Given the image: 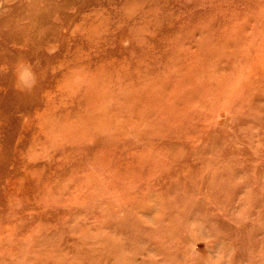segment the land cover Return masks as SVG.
I'll return each instance as SVG.
<instances>
[{"label": "rangeland", "instance_id": "374dc122", "mask_svg": "<svg viewBox=\"0 0 264 264\" xmlns=\"http://www.w3.org/2000/svg\"><path fill=\"white\" fill-rule=\"evenodd\" d=\"M263 4L0 0V264H264Z\"/></svg>", "mask_w": 264, "mask_h": 264}, {"label": "bare ground", "instance_id": "6f19581e", "mask_svg": "<svg viewBox=\"0 0 264 264\" xmlns=\"http://www.w3.org/2000/svg\"><path fill=\"white\" fill-rule=\"evenodd\" d=\"M253 1H254V0H253ZM263 5H264V4H263ZM21 62H22V61H21ZM23 62H28V61H23ZM33 64H34V63H33ZM29 65H30V64H29ZM17 67H19V65H18ZM17 67H16V69H17ZM17 71H18V70H17ZM14 75H15V74H13V76H14ZM15 79H16V77H15ZM15 79H14V80H15ZM19 80H20V79H19ZM15 82H16V81H15ZM9 83H10V81H9ZM15 84H16V83H15ZM16 85H17V84H16ZM10 86H11V85H10ZM2 87H3V86H2ZM3 88H4V87H3ZM19 88H20V87H19ZM22 88H23V87H22ZM20 89H21V88H20ZM17 90H18V89H16V91H17ZM3 91H4V90H3ZM11 92H14V91L12 90ZM11 92H10V94H11ZM25 92H27V91H25ZM19 93H21V92H19ZM4 94H5V93H4ZM10 94H9V95H10ZM12 94H13V93H12ZM5 95H6V94H5ZM13 95H14V94H13ZM13 95H12V96H13ZM0 96H1V95H0ZM2 97H4V96H2ZM7 97H8V96H7ZM9 97H10V96H9ZM9 99H12V97L9 98ZM15 99H16V98H15ZM23 99H24V98H23ZM0 100H2V99H0ZM3 100H5V99L3 98ZM5 101H7V100H5ZM9 101H11V100H9ZM13 101H14V97H13ZM23 101H24V100H23ZM1 102H2V101H1ZM7 102H8V101H7ZM7 102L5 103V105H7ZM3 103H4V102H3ZM8 103H9V102H8ZM13 103L16 104V100H15ZM17 103H18V102H17ZM0 104H1V103H0ZM20 105H21V104H20ZM0 106H1V105H0ZM2 106H3V105H2ZM15 106H16V105H15ZM18 106H19V105H18ZM3 107H4V106H3ZM5 107H6V106H5ZM5 107H4V108H5ZM10 107H11V106H10ZM19 107H21V106H19ZM0 108L2 109V107H0ZM7 108H8V107H7ZM23 108H24V107H23ZM1 109H0V110H1ZM5 109H6V108H5ZM21 109H22V108H21ZM11 110H12V109H11ZM15 110H16V109H15ZM24 110H25V109H24ZM4 111H5V110L2 109V113H3ZM7 111H8V110H6L5 113H6ZM12 111H13V110H12ZM20 111H21V110H20ZM25 111H26V110H25ZM0 113H1V112H0ZM5 113L2 114V115H3V118H4L5 115H7V114H5ZM10 113H11V112H10ZM16 114H17V113H16ZM2 115H0V116H2ZM14 115H15V114H14ZM17 115H18V114H17ZM19 115H20V114H19ZM0 118H1V117H0ZM8 118H9V117H7V120L9 121L10 119H8ZM13 118H14V117H13ZM15 119H16V118H15ZM7 120H6V121H7ZM15 121H16V120H15ZM20 121H21V120H20ZM10 122H12V123H11V125H12V124H13V121H10ZM5 123H6V122H5ZM8 123H9V122H8ZM6 124H7V123H6ZM4 125H5V124H4ZM7 125H8V124H7ZM3 127H4V126H3ZM9 127H10V125H9ZM9 127H8V128H9ZM5 129H7V126H6ZM1 130H2V128H1ZM1 130H0V131H1ZM5 131H6V130H5ZM0 133H1V132H0ZM6 133H7V132H6ZM5 137H9V136H5ZM2 139H3V142H4V138H2ZM9 139H10V138H9ZM9 139H7V140L9 141ZM11 139H12V138H11ZM11 139H10V141H11ZM6 142H7V141H6ZM0 143H1V142H0ZM3 144H4V143H3ZM6 144H7V143H6ZM7 145H10V143L7 144ZM7 145H6V146H7ZM11 146H12V145H10L9 149L12 148ZM4 148H6V147H4ZM4 151H5V150H4ZM6 151H8V150H6ZM8 152H9V151H8ZM3 154H4V153H3ZM3 154H2V155H3ZM11 154H12V153H11ZM6 155H8V153H7ZM8 156H9V158H10V155H8ZM13 156H15V155L13 154ZM2 157H4V156H2ZM0 159H1V157H0ZM6 159L8 160L7 156H6ZM12 159H13V158H12ZM4 160H5V159H4ZM13 160H14V159H13ZM0 162H1V161H0ZM8 162H9V161H8ZM14 162H15V161H14ZM1 163H2V162H1ZM8 164H9V163H8ZM3 166H4V165H2V167H3ZM8 166H9V165H8ZM5 167H6V166H5ZM6 169H7V167H6ZM1 171H2V169H1ZM8 171H9V169H8ZM3 175H4V174H3ZM3 175L0 176V177L2 178ZM1 178H0V179H1ZM5 184H6V182H5Z\"/></svg>", "mask_w": 264, "mask_h": 264}]
</instances>
